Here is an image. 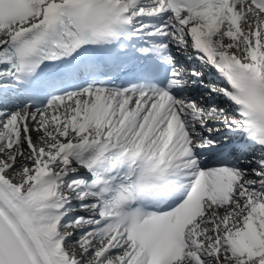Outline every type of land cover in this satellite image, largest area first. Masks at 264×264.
<instances>
[{"label":"snow or ice","instance_id":"6c2138e0","mask_svg":"<svg viewBox=\"0 0 264 264\" xmlns=\"http://www.w3.org/2000/svg\"><path fill=\"white\" fill-rule=\"evenodd\" d=\"M0 264H264V0H0Z\"/></svg>","mask_w":264,"mask_h":264}]
</instances>
